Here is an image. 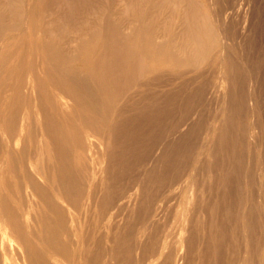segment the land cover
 <instances>
[{"label":"bare ground","instance_id":"6f19581e","mask_svg":"<svg viewBox=\"0 0 264 264\" xmlns=\"http://www.w3.org/2000/svg\"><path fill=\"white\" fill-rule=\"evenodd\" d=\"M206 2L0 0V264H209L221 201L201 179L219 168L221 148L188 183L185 214L205 220L184 216L181 249L151 233L163 212H152L155 186L180 182L170 179V149L127 191L123 178L146 158L158 109L170 105L146 95L163 75L202 79L217 67L236 88L218 1ZM133 221L144 228L134 245ZM256 243L245 264H263Z\"/></svg>","mask_w":264,"mask_h":264},{"label":"rangeland","instance_id":"374dc122","mask_svg":"<svg viewBox=\"0 0 264 264\" xmlns=\"http://www.w3.org/2000/svg\"><path fill=\"white\" fill-rule=\"evenodd\" d=\"M201 1L208 8L209 3ZM217 1L215 10L220 21L225 23L223 55L226 56V67L230 71L235 68L236 88H230V79L217 67L202 79L195 75L180 79L170 73L163 75L158 85L146 95L168 96L162 98L170 101V105L158 109L159 124L154 128L155 135H149L148 140L154 139L153 143L142 164L128 177H123L125 191L138 177L152 170L159 150L170 149L174 155L170 179L180 182H167L160 189L155 186L152 212L159 205L163 212L158 213L159 223H155L151 233L153 236L158 234L163 243L174 244L181 249V238L188 236L187 231H182L183 218L186 217L187 224L193 215L196 216L190 211L185 214L186 203L190 201L187 199V186L191 187L188 183L199 171L205 172L204 162L212 151L221 148L216 154L219 168L213 166L215 172H211L214 174L201 179V187L205 190L215 185L212 196L215 193L214 196L220 197L221 201L214 221L217 227L213 230V248L207 252L208 263L245 264L243 259L248 256L246 246L255 239L254 259L264 264V0ZM220 69H223V63ZM147 99L143 105L151 108L152 98ZM151 116L153 114L141 117L150 119ZM169 162L165 160L167 166ZM209 194L210 191L201 193L202 199L210 200ZM125 209H119L121 216L125 215ZM129 210L131 212L132 209ZM196 218L205 220L201 213ZM136 222L133 221V228L129 231L132 245L137 243L144 229L142 224L134 225ZM150 222L154 223V218ZM149 230H145L146 244L149 242L147 238L152 237ZM209 232L203 230L201 235L207 236ZM216 235L223 240L220 237L215 240ZM14 262L18 264L15 258Z\"/></svg>","mask_w":264,"mask_h":264}]
</instances>
